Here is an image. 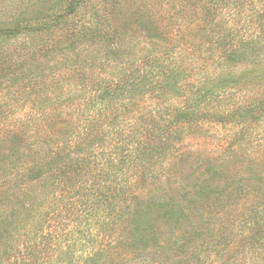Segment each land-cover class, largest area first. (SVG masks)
<instances>
[{
    "label": "rangeland",
    "instance_id": "1",
    "mask_svg": "<svg viewBox=\"0 0 264 264\" xmlns=\"http://www.w3.org/2000/svg\"><path fill=\"white\" fill-rule=\"evenodd\" d=\"M68 1L0 0V27L13 28L14 22L28 20L29 28L37 29L14 39L0 38V79L9 82L0 90V140L9 138V130L32 112L31 93L40 84L59 82L57 65L63 50L78 52L80 47L75 48L74 42L89 25L104 28L112 37L105 51L112 49L119 55L106 58L102 53L99 57L101 48L97 46L84 51L88 59L99 60L87 64L95 76L99 72L101 79L112 81V76H102V68L110 71L118 65L128 75L147 61H159V89L154 97L140 102L142 114H155L156 108L160 113L170 112L168 118L174 117L188 102L212 90L221 94V102L211 108L215 112L231 114L264 102V0H85L75 14L67 15ZM47 16H53L49 28L41 21ZM155 43L161 48L151 55ZM46 50L52 52L42 54ZM235 50L251 53L250 58L233 61L229 56ZM79 111L77 107L61 110L69 115H79ZM254 116L246 125L200 120L174 129L185 139L173 143L166 164L181 160L190 166V174L199 172L205 164L221 169L218 164L224 163L229 170V185L221 190L219 186L214 188L215 193H204L190 206L193 213L186 219L163 216L156 213L157 209L153 213L149 206L141 222L145 224L143 229L140 224L137 235L118 249L111 250L109 240L103 237H96L94 246L86 240L84 246L83 241L57 240L39 247L38 256L46 263L58 264L62 252L76 249L72 255L77 264H84L97 250H101L100 264L122 260L127 264H264V109ZM148 169L146 176H150ZM249 169L254 172L253 179ZM154 174L164 172L160 169ZM166 177L172 180L170 193H174L182 183ZM188 179L195 181L193 177ZM73 180L74 188L73 183L64 181L62 193L78 189L85 192L95 184L90 174ZM193 187L184 186L185 191ZM122 206L119 202L115 211ZM106 214L98 227L114 219L109 210ZM97 226L92 229L93 238ZM137 237L143 238L141 242ZM151 251L155 252L152 258L148 256ZM129 253L139 258L132 259ZM146 257L151 260L144 261Z\"/></svg>",
    "mask_w": 264,
    "mask_h": 264
},
{
    "label": "trees",
    "instance_id": "2",
    "mask_svg": "<svg viewBox=\"0 0 264 264\" xmlns=\"http://www.w3.org/2000/svg\"><path fill=\"white\" fill-rule=\"evenodd\" d=\"M84 3L85 0H69L67 15L75 14ZM52 18L43 17L42 25L47 28ZM26 21L14 22L13 28L0 27V38L14 39L35 32L37 29L29 28ZM111 39L98 25L82 30L74 42L75 48L80 47L78 52L63 50V58L57 65L63 78L60 75L55 84H40L31 93L32 112L27 114L26 120L21 118L18 127L9 130V138L0 140V264H50L38 256L39 247L57 240L83 243L86 240L94 246L96 237H103L109 240L111 250L118 249L137 235L140 224L143 229L145 224L141 222L149 206L153 213L157 209L156 213L163 216L179 215L180 219H186L193 213L190 206L204 193H215L214 188L219 186L221 190L229 185V170L224 163L218 164L221 169L211 164L202 165L199 172L193 170L195 174H190V166L181 160L165 163L167 156L173 153V143L185 139L184 135L177 136L174 129L200 120L236 121L246 125L249 119L256 118V111L264 109L263 100L225 114L211 110L215 103L221 102V94L212 90L188 102L174 117L168 118L170 112L160 113L156 108H153L155 114H142L144 111L141 113L138 109L140 102L154 97L159 89L161 65L159 61H147L128 75L118 65H110L114 68L112 71L107 68L100 71L102 76L105 73L112 76V81L101 79L99 72L95 76L87 64L99 60L88 59L84 51L97 46L101 48L97 56L103 53L106 58L117 57V51H105ZM160 48L155 43L151 55ZM250 55L235 50L229 58L245 61ZM2 78L0 90L9 84ZM73 107L80 108L79 115L61 112ZM21 124L24 127L21 128ZM147 166L150 176L145 175ZM160 169L164 174L155 175ZM82 174L95 178L92 188L85 192L78 189L62 193L61 189L66 186L64 181L73 183V178H80ZM248 174L254 178L251 169ZM168 175L180 180L182 185L187 182L185 185L194 187L185 191V185H181L175 187V194L170 193L173 182L166 180ZM188 177L195 181L191 183ZM75 185L73 183L72 188ZM77 202H81V206ZM119 202L124 206L115 211ZM108 210L114 219L98 227L100 221L106 219ZM95 226L98 232L93 238ZM100 251L89 255L84 264H100ZM75 252L76 249L62 252L57 263L77 264L72 255ZM129 254L132 259L139 258V255ZM154 254L151 251L148 256L152 258L150 255ZM149 257L144 261L151 260ZM117 264L127 262L122 260Z\"/></svg>",
    "mask_w": 264,
    "mask_h": 264
}]
</instances>
